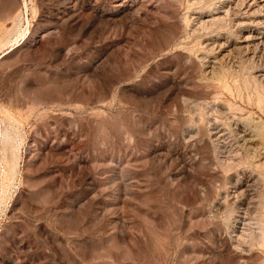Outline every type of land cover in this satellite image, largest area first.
<instances>
[{
  "label": "rangeland",
  "instance_id": "374dc122",
  "mask_svg": "<svg viewBox=\"0 0 264 264\" xmlns=\"http://www.w3.org/2000/svg\"><path fill=\"white\" fill-rule=\"evenodd\" d=\"M243 2L0 0V264H264Z\"/></svg>",
  "mask_w": 264,
  "mask_h": 264
},
{
  "label": "bare ground",
  "instance_id": "6f19581e",
  "mask_svg": "<svg viewBox=\"0 0 264 264\" xmlns=\"http://www.w3.org/2000/svg\"><path fill=\"white\" fill-rule=\"evenodd\" d=\"M243 3L245 4L244 6H246V8H248V7H250V6H252V5L256 4V3L257 4H262V3H264V0H244Z\"/></svg>",
  "mask_w": 264,
  "mask_h": 264
}]
</instances>
